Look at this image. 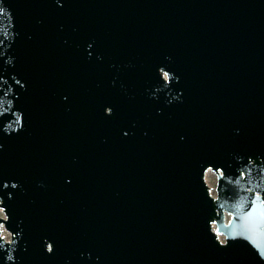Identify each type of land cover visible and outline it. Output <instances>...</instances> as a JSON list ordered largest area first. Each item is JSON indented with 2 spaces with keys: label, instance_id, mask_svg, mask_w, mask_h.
Instances as JSON below:
<instances>
[{
  "label": "water",
  "instance_id": "obj_1",
  "mask_svg": "<svg viewBox=\"0 0 264 264\" xmlns=\"http://www.w3.org/2000/svg\"><path fill=\"white\" fill-rule=\"evenodd\" d=\"M0 264H264V0H0Z\"/></svg>",
  "mask_w": 264,
  "mask_h": 264
},
{
  "label": "rangeland",
  "instance_id": "obj_2",
  "mask_svg": "<svg viewBox=\"0 0 264 264\" xmlns=\"http://www.w3.org/2000/svg\"><path fill=\"white\" fill-rule=\"evenodd\" d=\"M210 185L213 187V189L216 191V185H217V175L213 171H208L206 175Z\"/></svg>",
  "mask_w": 264,
  "mask_h": 264
}]
</instances>
